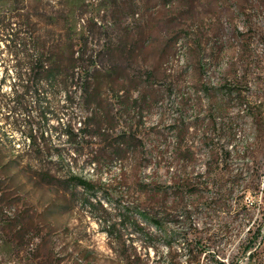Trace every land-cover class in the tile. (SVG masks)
Returning a JSON list of instances; mask_svg holds the SVG:
<instances>
[{
	"label": "rangeland",
	"instance_id": "1",
	"mask_svg": "<svg viewBox=\"0 0 264 264\" xmlns=\"http://www.w3.org/2000/svg\"><path fill=\"white\" fill-rule=\"evenodd\" d=\"M61 3L0 0L25 40L0 31L1 93L31 43L63 46ZM74 21L98 124L60 65L53 81L37 62L31 119L0 110V244L27 230L0 264H28L41 238L52 264H264V0H85Z\"/></svg>",
	"mask_w": 264,
	"mask_h": 264
},
{
	"label": "trees",
	"instance_id": "2",
	"mask_svg": "<svg viewBox=\"0 0 264 264\" xmlns=\"http://www.w3.org/2000/svg\"><path fill=\"white\" fill-rule=\"evenodd\" d=\"M85 0H62V6L65 11V38L66 41L64 42L63 46H52V45H44L40 44L38 40L34 41L33 44L31 43V54L30 56H26L28 58V63L25 64L23 67H19L17 72L18 78V89L12 88L10 93L6 95L5 93L0 92V110H7L9 115L13 116L12 121L13 123L17 122L15 115H23L24 118L27 120L31 119V115L33 112L29 111L26 103H25V96L28 95L29 92L36 91L37 86L34 84L32 80L33 72L36 71L37 62L41 66L42 72L46 75L49 80L56 81L58 73H60L59 66L62 67L64 74L67 76L65 79L66 85L69 86H78L80 98L79 100L86 105V107H91L89 111V115L92 120H94L93 126L98 124L95 121V109L99 105V101L96 99L97 95V81L95 79L96 68L94 66H84L85 60H83V64H81L79 58L78 51L74 50V47H81L82 44L80 40L77 38L76 34V23L75 17L77 14V9L80 3H84ZM15 25V23H14ZM16 27V26H15ZM0 31L2 33H6V37H10L11 41H16V44L20 47L25 44L24 38H19L17 36V29L12 27V23L8 22L7 24H2L0 20ZM15 31V32H14ZM14 37V38H13ZM16 37V39H15ZM4 42V41H3ZM5 43V42H4ZM23 52H21L22 54ZM46 54V57L43 55ZM18 50L14 51V56L17 57ZM43 57V58H42ZM48 61V62H45ZM47 63V64H45ZM86 64V63H85ZM47 105V102H45ZM36 112V111H35ZM9 115L2 116L4 120L8 118ZM39 117L44 125H47L49 118L53 117L52 113L47 109L45 111H40ZM98 120V119H97ZM100 122V120H98ZM89 123H86L85 120L82 124H80V128L78 131L82 132L87 127H91ZM25 137L29 143V148L34 152L37 151L38 153H42L44 151V141H45V132L40 130L36 131L33 125H28L27 130L24 132ZM67 140H73L76 136L74 133V129L71 128L69 124L64 126V132L62 133ZM82 139L85 137L84 135L81 136ZM81 139V138H80ZM120 146V145H119ZM118 147V146H117ZM118 149V148H117ZM77 185L81 187L84 191L87 190L89 185L86 182H83L82 179H79ZM76 186V185H75ZM1 206V210H2ZM155 225V228L158 226ZM7 233L9 234L8 238L10 240L1 242L0 246V253L5 251L4 248H7V251L16 253L20 252L19 246L22 243H15L17 238L23 240L27 235V230H25L24 226H18V228L14 227V225H10L8 227H4ZM16 230L15 233H12V230ZM259 234V231L256 235ZM45 239L41 238L40 242L35 246V249L32 251V256L29 258L28 264H52L50 253L40 254L39 251L43 246L46 244L44 243ZM15 243V244H14ZM23 246L29 249V242H23ZM32 250V249H30ZM216 264H225L224 262H217Z\"/></svg>",
	"mask_w": 264,
	"mask_h": 264
}]
</instances>
